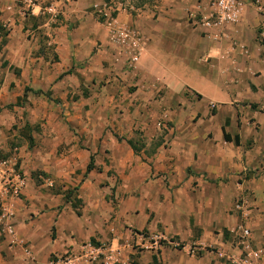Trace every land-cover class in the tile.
I'll return each instance as SVG.
<instances>
[{
	"label": "crops",
	"instance_id": "0c3cea01",
	"mask_svg": "<svg viewBox=\"0 0 264 264\" xmlns=\"http://www.w3.org/2000/svg\"><path fill=\"white\" fill-rule=\"evenodd\" d=\"M122 1L136 11L109 24L106 0H0V105L26 87L51 97H24L29 123L44 121L40 173L1 193L17 240L0 234V264H48L91 240L114 264H231L240 226L264 264V0L211 35L189 20L199 0Z\"/></svg>",
	"mask_w": 264,
	"mask_h": 264
},
{
	"label": "built area",
	"instance_id": "2783aa9c",
	"mask_svg": "<svg viewBox=\"0 0 264 264\" xmlns=\"http://www.w3.org/2000/svg\"><path fill=\"white\" fill-rule=\"evenodd\" d=\"M243 5L244 0H199L195 10L189 13V20L193 26L200 28L205 34L211 35V30L220 29L230 23H236L240 18ZM117 9L136 11L132 5H125L122 0H106L96 14L109 24H112L114 21L113 13ZM46 12L49 14L51 22L56 23L58 21L60 14L58 8L49 6ZM32 36L35 37V34ZM136 59L137 54H133L131 60L135 61ZM158 126L162 128L166 124L159 122ZM21 186L22 182L18 179L8 187L5 186L3 193L10 191L12 196H17L20 193ZM249 195L247 190L242 192L234 203V210L244 213L247 209ZM13 215L12 207L9 204H0V234L9 238L11 243L17 240L12 221ZM239 229L242 255L234 256L222 253V257L231 264H258L261 250L251 246L250 231L247 228L240 226ZM26 252L28 253V251ZM81 260L91 264H114L117 258L103 243H94L91 240L83 242L79 251L69 249L62 253L54 254L50 257L48 264H77Z\"/></svg>",
	"mask_w": 264,
	"mask_h": 264
},
{
	"label": "rangeland",
	"instance_id": "374dc122",
	"mask_svg": "<svg viewBox=\"0 0 264 264\" xmlns=\"http://www.w3.org/2000/svg\"><path fill=\"white\" fill-rule=\"evenodd\" d=\"M10 104L15 106L0 105V204L2 194L6 198L12 195L10 191L3 193L5 186L8 187L18 179L23 186L28 181L30 172L34 177L40 172L39 169H34L36 167L34 161L37 158L30 152L40 143L39 137L43 131L40 123L44 121L40 119L35 123H29L32 107L29 101L25 99L22 102L18 101L20 106L16 105L17 102ZM25 124H29V127L26 128ZM28 135L33 137L30 142ZM36 179L39 181V178ZM19 196L20 193L16 197Z\"/></svg>",
	"mask_w": 264,
	"mask_h": 264
},
{
	"label": "trees",
	"instance_id": "16d2710c",
	"mask_svg": "<svg viewBox=\"0 0 264 264\" xmlns=\"http://www.w3.org/2000/svg\"><path fill=\"white\" fill-rule=\"evenodd\" d=\"M27 90H32L34 93H42L45 97H47V98H51V97H50V94H49L48 92H42V90H37V89H36V90H33V89H31V88L26 87L23 96H22L21 99H19L18 101L24 99ZM18 101H17V104H16V105H19V104H18ZM9 106H12V105L9 104ZM28 125H29V124H25V127H26V128L29 127ZM27 137H28L29 142L32 141V138H33V137H32L31 135H28ZM224 137H225L226 140H233L235 143H238V142H239V138H238V136H233V137H232V136H230L228 133H225V134H224ZM127 142L129 143V145H131L132 149H133L135 152L138 151V147L136 146V144H134V142H133L132 140L128 139ZM92 168H94V157H93V155L90 156V160H89V162H88V164H87L86 172H88V171L91 170ZM86 172H85L84 175H86ZM39 173H40V172H39ZM41 173L43 174V172H41ZM71 193H72L71 190H67V192L65 193V199H66V200L69 199ZM74 205H75V207H76V203H75Z\"/></svg>",
	"mask_w": 264,
	"mask_h": 264
}]
</instances>
